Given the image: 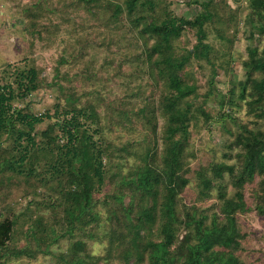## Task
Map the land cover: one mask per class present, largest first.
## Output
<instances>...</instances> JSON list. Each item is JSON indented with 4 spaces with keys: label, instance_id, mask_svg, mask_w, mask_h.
I'll return each instance as SVG.
<instances>
[{
    "label": "rangeland",
    "instance_id": "obj_1",
    "mask_svg": "<svg viewBox=\"0 0 264 264\" xmlns=\"http://www.w3.org/2000/svg\"><path fill=\"white\" fill-rule=\"evenodd\" d=\"M161 1L174 15L188 20L204 11L210 13L203 26V36L195 28H184L176 44L182 51L191 49L199 39L209 45V62L192 58L182 73L183 79L194 85L196 92L189 106L180 104L189 109L191 118L186 149L188 183L178 197L181 208L182 204L195 205L211 215L219 208V193L232 194L230 185L219 186L220 182H227V174L222 181L215 180L207 196L202 197L195 172L210 176L214 165L237 166L235 154L239 148H235L233 142L241 127L264 131V118L249 112L246 104L251 99V80L264 76V71L254 72L248 67L250 51L257 49L260 53L264 46V32L260 30L264 19L250 7V0ZM114 2L0 0V87L9 85L16 95L19 92L16 81L21 73L35 70L39 76L36 79L38 88L24 97L15 96L8 117L21 111L32 115L48 114L55 122L57 109L60 121L71 109L84 110L88 115L94 111L97 119L94 123L78 114L76 119L90 129L87 134L92 135V141L97 142L101 135L103 146L108 145L104 163L110 178L101 190L93 192L89 202V209L97 217L93 223H75L71 238L59 237L56 242L47 239L39 245L35 242L39 234L30 233L29 229L35 227L37 215L44 224L62 228L61 210L67 205L60 195L61 188H68V179L59 176L61 187L57 185V177H52V160L38 150L41 141H48L44 140L43 132L51 126L50 119L35 126L31 133L34 147L25 140H18L22 127L14 120L0 132V222L16 217L10 239L0 250V264H63L60 256L70 254L72 242L77 239L85 241V253L104 256L108 242L105 233L109 229L105 210L107 197L114 189L111 180L139 165L137 156H142L146 150L156 151L157 157L161 153L160 129L165 126V119L158 104L166 95L165 82L154 74L142 54L141 59H135L138 53L132 46L135 36L129 33L125 10L119 12ZM146 15L157 17L149 12ZM242 85L246 89L243 98ZM141 107H146L147 111L154 107L158 124L155 135L150 125L145 124ZM52 127V138L57 137L58 144L64 145L66 139L61 137L58 128ZM153 137L158 142H153ZM130 141L135 143L122 155L126 157L118 158L120 148ZM21 156H25V161L17 162ZM5 161H11L21 173L8 170ZM52 164L57 165L54 161ZM262 179L263 176H255L242 190L247 210L238 213L237 218L245 237L243 249L237 255L243 264H264V216L255 210L257 195L262 194ZM69 188L73 187L69 185ZM155 231L154 227L151 235L156 238ZM179 234L181 239L182 231ZM37 246L47 251L37 250ZM21 248L29 249L32 254L12 255ZM3 251H8L9 255L2 256ZM97 264L124 263L114 256Z\"/></svg>",
    "mask_w": 264,
    "mask_h": 264
},
{
    "label": "trees",
    "instance_id": "obj_2",
    "mask_svg": "<svg viewBox=\"0 0 264 264\" xmlns=\"http://www.w3.org/2000/svg\"><path fill=\"white\" fill-rule=\"evenodd\" d=\"M114 1L119 12H126L129 33L135 36L132 46L138 53L141 50L139 56L134 53L135 59L144 56L154 74L165 82L166 95H163L158 104L165 119V126L160 129L162 149L159 157L156 151L146 150L142 156H137L139 165L130 168L124 175L115 174L111 180L114 189L107 197L105 210L108 214L106 226L109 227L105 233L108 239L105 255L99 257L85 253V241L77 239L72 242V252L62 254L59 261L63 264H97L115 256L124 264H243L237 253L243 249L245 234L240 228L237 214L247 210L242 190L259 175L263 176L260 181L262 194L257 195L255 210L257 214L264 216V131L241 127L233 142V146L239 148L235 154L237 166L226 163L214 165L210 169V176L205 172H195L202 197L207 196L215 180L222 181L227 174V182H220L219 186L230 185L232 194L229 196L225 192L219 193L218 210L208 215L195 205L187 207L182 204L181 208L178 197L188 183L185 177L189 173L186 149L189 143L188 122L191 118L189 109L180 104L189 106L196 92L195 86L188 84L182 73L192 58L206 59L209 62V45L199 39L191 49L182 51L177 46L176 39L184 28H195L203 36V26L210 13L204 11L193 20H188L174 15L161 0ZM249 5L264 19V0H250ZM148 12L157 14V17L149 18L146 15ZM260 30L264 32V25ZM248 67L254 72L264 71V46L260 53L257 49L250 51ZM21 74L16 81V89L19 90L16 95L9 85L0 87V132L16 120L22 127V131H18V140H25L34 147L35 141L31 133L36 125L50 119L51 126L43 132L44 140L48 141H41L38 150L45 153L46 159L52 160V177H57V185L61 187L59 176H66L68 179V188H61L60 195L67 205L61 210L62 228H57L55 224H44L40 215H37L35 227L29 229L30 233L39 234L35 242L40 245L47 239L56 242L59 237L71 238L75 223L89 225L97 219L89 209V202L93 192L101 190L109 178L104 163L108 145L103 146L101 135L97 142L92 141V135L87 134L89 128L76 119L78 114L94 123L97 121L94 111L88 115L84 110L71 109L65 112L63 121H60L57 109L55 122H52L48 114L32 115L21 111L14 117H8L15 96L24 97L38 88L36 79L39 76L35 70ZM242 86L243 98L246 89L245 85ZM250 89L251 99L246 102L248 110L256 112L258 118H264V76L259 80L252 79ZM153 108L152 111H147L146 107H141L140 112L144 113L145 124L150 125L152 133L156 134L158 124ZM201 113L207 117L204 111ZM67 116L69 119L66 121ZM52 126L58 128L61 137L66 139L64 145L58 144L57 137L52 138ZM155 141L157 139L153 137V142ZM132 143L135 141L120 148L121 155L118 158L126 157L122 155L129 152L127 148ZM55 154L57 155L53 159ZM16 161L24 162L25 156ZM53 161L57 165L52 164ZM5 164L8 170L21 173L20 170L16 171L11 161H5ZM69 185L73 188H69ZM15 220L14 216L0 222V250L10 239ZM154 227L156 238L151 235ZM36 249L47 251L40 246ZM26 254L32 253L25 248L12 252L13 256ZM8 255V251L2 252V256Z\"/></svg>",
    "mask_w": 264,
    "mask_h": 264
}]
</instances>
